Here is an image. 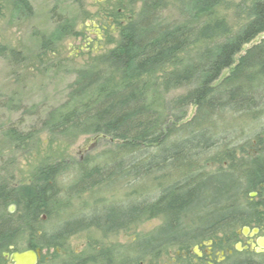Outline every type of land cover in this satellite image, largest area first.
Here are the masks:
<instances>
[{"label":"trees","instance_id":"obj_1","mask_svg":"<svg viewBox=\"0 0 264 264\" xmlns=\"http://www.w3.org/2000/svg\"><path fill=\"white\" fill-rule=\"evenodd\" d=\"M14 1L30 9L28 0ZM179 1L188 19L211 15L224 2ZM167 2L127 0V7L140 3L141 10L121 28L117 47L75 70L67 99L47 113L38 129L5 132L18 149L44 132L69 140L101 135L117 144L78 161L75 168L61 163L45 166L34 183L0 185V211L15 203L20 218L35 223L40 212L50 214L62 205L65 195L105 185L131 190L122 202L97 206L90 214L41 232L38 243L28 241L36 242L33 247H64L70 236L92 226L114 234L147 219L164 218L156 231L137 239L132 255L137 262L148 256L157 259L171 248L188 251L218 235H228L229 243L238 239V230L260 226L264 187H258L264 185V152L252 155L244 151L249 141L232 142L226 120L264 117V39L235 61L244 46L264 33V0L243 6L245 22L234 30L218 22L208 26L190 20L169 22L162 16ZM61 29L72 34L67 23ZM200 42L204 45L189 54ZM184 87L185 94L167 99ZM192 105L196 114L182 123ZM172 119L181 124L169 125ZM261 142L254 146L260 148ZM213 153L220 154L221 169L208 173L203 164L215 158ZM70 170L74 176L64 195L59 184ZM257 189L263 200L252 202L250 193ZM9 216L0 225L1 239L15 235ZM236 255L229 264H264L262 253Z\"/></svg>","mask_w":264,"mask_h":264},{"label":"rangeland","instance_id":"obj_2","mask_svg":"<svg viewBox=\"0 0 264 264\" xmlns=\"http://www.w3.org/2000/svg\"><path fill=\"white\" fill-rule=\"evenodd\" d=\"M249 2L224 0L213 13L210 12L211 15L188 19L181 9V1L168 0L162 16L169 22L190 20L198 22L200 26L203 23L205 26L224 23L225 28L234 30L236 25L245 22L242 7H247ZM28 3L30 9L14 0H0V48L5 52L0 54V185L5 183L9 187L34 183L39 170L45 166L61 163L73 168L78 161L89 155L97 156L117 144L105 138H99L92 144V135L69 140L54 138L44 132L38 133L33 140L25 142L18 149L5 132L11 128L25 133L38 129L47 113L67 99L69 87L75 81V70L92 64L96 57L116 48L121 38V28L141 10L140 3L127 7V0H28ZM65 23L71 26L72 34L64 33L61 29ZM263 39L264 33L244 46L235 58L236 63L240 56ZM203 45L202 42L193 44L189 54L194 55ZM233 67L225 70L219 81L227 77ZM187 90L188 87L175 89L166 97L170 100L185 94ZM10 101L18 108L14 109ZM196 110V106H189L182 123L193 119ZM226 121V127L233 132L232 142L249 141L244 151L252 155L257 151L264 152V117L255 121L246 117ZM179 124L181 122L175 119L169 123L174 127ZM257 139L262 141L260 148L254 146ZM89 144H92L91 147L85 151ZM217 153L212 154L211 157L215 158L210 163L203 164L205 172L221 169V153ZM72 170L60 180L59 186L64 195L68 193L73 180ZM130 193L127 186L106 185L79 195L71 193L68 197L65 195L63 204L52 209L50 214L40 212L35 223L22 220L19 206L9 203L0 211V225L3 217L12 216L11 228H15L16 232L7 238L14 237L15 245L24 251L33 236L38 243L41 232L55 230L64 221L90 214L97 206L122 202ZM249 199L252 202L263 200L260 195ZM11 206H14L12 212ZM259 211L263 216L260 232L254 240L264 236V205L260 206ZM163 222L162 217L151 218L114 234H104L94 226L82 229L70 236L64 247H41L39 264H61L64 261L81 264H199L196 254L201 253L206 246L197 247L196 250L192 246L188 251L171 248L157 259L148 256L133 261V247L137 239L156 231ZM227 238L228 235L224 234L213 239V249L219 255L218 258L222 257L221 251L226 248H232L235 254V245L247 240L241 235L228 243L225 240ZM4 241L0 238V246L6 244ZM204 242L209 243L208 240ZM237 256L234 255L228 261Z\"/></svg>","mask_w":264,"mask_h":264},{"label":"flooded vegetation","instance_id":"obj_3","mask_svg":"<svg viewBox=\"0 0 264 264\" xmlns=\"http://www.w3.org/2000/svg\"><path fill=\"white\" fill-rule=\"evenodd\" d=\"M262 186L264 187V185H262ZM255 192L257 193L256 195H259L260 194V192H259L258 189L255 190ZM255 192H252V193H255ZM252 193H250V197H254V196H251ZM241 230L237 231L238 238H239V236L242 235L240 233ZM259 232H260V229H259ZM37 234H38V232H37ZM245 237H247V240H246L245 243H242L241 242V247H242L241 250L238 249L236 247V245H235L236 251L237 252H240V253H247V252H249V253H255V254H258L259 253V254H261L262 252H258L257 253L256 250L255 249H252V247H251V243H255L257 239L254 240V237H250V236H245ZM35 239L36 238L33 236V238L31 240L35 241ZM5 240L6 241H4V243L6 242V244H4V245L1 246L2 247V252L0 251V253H1L0 254V264H18V262H16L14 260L13 256L16 253L23 254V253H27V252H33L35 254V256L37 257L36 262L34 264H39V262L41 260V247H39V246L38 247H33L32 246V245H35L36 242H34V243L27 242V249L24 250V251H21L15 245L14 237L7 238ZM208 242L209 243L206 244L203 241L201 244L196 245L197 247H200V248H203V246H206V248L201 253H197L196 254V261H198L199 264H229V261L228 260H230V258L235 255L234 254V250L232 248H226L225 250H222L221 251L222 257L221 258H218L219 255L213 249V243H214V241L213 240H210ZM262 254H264V253H262ZM19 264H27V261L24 260V259H21L19 261Z\"/></svg>","mask_w":264,"mask_h":264},{"label":"water","instance_id":"obj_4","mask_svg":"<svg viewBox=\"0 0 264 264\" xmlns=\"http://www.w3.org/2000/svg\"><path fill=\"white\" fill-rule=\"evenodd\" d=\"M99 138H105V136H95L91 139V142L92 144L94 142H96L97 140H99ZM92 144H89V146L85 149V151H88V149L91 147ZM257 193H252L251 196H255ZM14 209V206H11L10 207V210L13 211ZM240 233L243 235V236H250V237H255V235H257V233H259V228H254V229H251L250 227L246 226L245 228H243ZM236 247L238 249H242L241 247V243H237L236 244ZM251 247L252 249H255L256 252H262L264 253V236H259L256 240L255 243H251ZM195 250L197 249V246L194 247ZM14 260L16 262H18L19 264V261L21 259H24L27 261V264H34L36 262V259L37 257L35 256V254L33 252H27V253H23V254H19V253H16L14 256H13Z\"/></svg>","mask_w":264,"mask_h":264}]
</instances>
